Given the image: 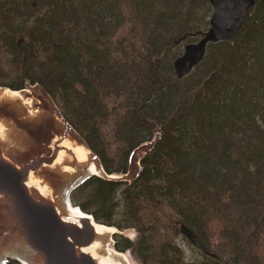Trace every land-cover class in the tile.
Here are the masks:
<instances>
[{
  "label": "trees",
  "instance_id": "trees-1",
  "mask_svg": "<svg viewBox=\"0 0 264 264\" xmlns=\"http://www.w3.org/2000/svg\"><path fill=\"white\" fill-rule=\"evenodd\" d=\"M212 14L210 0H0V86L39 83L107 174L154 140L132 181L92 175L69 194L134 229L114 247L141 264H264V0L178 79Z\"/></svg>",
  "mask_w": 264,
  "mask_h": 264
},
{
  "label": "water",
  "instance_id": "water-1",
  "mask_svg": "<svg viewBox=\"0 0 264 264\" xmlns=\"http://www.w3.org/2000/svg\"><path fill=\"white\" fill-rule=\"evenodd\" d=\"M210 2L213 6L210 27L198 41L187 44L183 54L174 61L178 78L187 75L191 67L200 62L209 42L231 39L243 25L246 12L256 0ZM39 90L45 94V90ZM0 105L6 106L9 112L16 115L11 102L0 98ZM4 112L5 110L0 111ZM55 115L62 125L54 128L53 123L49 127L39 124L40 129L44 128V133L39 135L32 146L17 144L11 135L0 138V264H4L7 258L21 264H101L98 259L101 253L91 254L88 247L99 239L91 221L105 225L95 222L90 214L82 212L77 206L75 207L85 218L80 224L69 221L61 198L56 196L57 192L43 193L29 184L30 178L35 177L54 190L59 188L60 191H66L65 186L70 178H63V174L56 172L58 170L51 164L59 152L58 144L64 139L74 140L73 129L58 112ZM0 119L7 122L10 117L0 115ZM61 149L69 157L66 162L75 174L85 173L93 163L99 171L95 176L105 180L125 181L118 179V175L105 173L98 157L91 155L85 163H79L69 148L63 146ZM148 150L140 156L139 162ZM131 161L129 158V164ZM136 175L127 181H132ZM89 176L77 182L67 192L70 206L73 205L69 200V193ZM180 229L189 242L205 250L193 231L185 225H181ZM106 237L107 235L104 239ZM112 245L114 246L113 242Z\"/></svg>",
  "mask_w": 264,
  "mask_h": 264
},
{
  "label": "bare ground",
  "instance_id": "bare-ground-1",
  "mask_svg": "<svg viewBox=\"0 0 264 264\" xmlns=\"http://www.w3.org/2000/svg\"><path fill=\"white\" fill-rule=\"evenodd\" d=\"M0 98L3 101H9L15 104L14 101H20L22 97L21 95H19L18 91L0 89ZM50 105L51 104H49L48 107L51 108V112H54V107ZM12 108L16 111V115L14 116L17 118L19 125H15L13 123H10L9 121L6 122L4 119H0V138L6 137L7 135H11L12 137H15L17 141H25L23 131L28 127L27 121H30L31 123L34 121L36 123H55L54 128L59 127L58 121L49 113H47L48 111L46 112L47 114H43L40 116L36 114L37 108H24V113L21 109V106H13ZM58 146H60L59 152L57 153V156L51 166L55 167V169L58 170L56 172H61L63 174V178H70V180L65 186L66 191H60L59 188L57 190H54L49 185L43 184L38 178L35 177H33L32 179L30 178L29 184L34 188H38L43 193L51 194L53 192H57L58 194H56V196L61 198L63 206L69 215V221L80 224L82 219L85 218V216L83 213L80 212L78 208L69 205L66 194L69 189L72 188V186H74L77 182L89 175L98 174L99 171L95 168V165L91 163L89 169H87L85 173L75 174L73 168L66 162L67 160H69V157L61 148H63V146L69 148L74 153L79 163H85L86 160L91 156V154L88 152V150L83 144L78 143L70 138L62 140L61 143L58 144ZM60 198H58V200H60ZM91 223L93 224L95 231H97L100 241L99 239H97L96 242L93 243V245L89 246V252L95 255L97 253H101L100 258H98L100 259L101 264H128L126 255L116 251L112 246L111 234L114 232L113 228L94 224L92 221ZM106 235L107 237L104 239Z\"/></svg>",
  "mask_w": 264,
  "mask_h": 264
},
{
  "label": "rangeland",
  "instance_id": "rangeland-1",
  "mask_svg": "<svg viewBox=\"0 0 264 264\" xmlns=\"http://www.w3.org/2000/svg\"><path fill=\"white\" fill-rule=\"evenodd\" d=\"M202 59L203 58H201V60ZM201 60H200V62H201ZM200 62H198L197 64H199ZM193 66L195 67L196 64L193 65ZM193 66L191 67V69L194 68ZM173 67H174V64H173ZM191 69L187 73V75L191 72ZM0 87H4V86H0ZM4 88H7V87H4ZM7 89H9V88H7ZM39 89H43L40 86L39 83L35 82V83H32V84H29V83H26V81H25V84H24V88L23 89H21V90H14V91H18L19 92V95H21L22 98L20 99V101L19 100H15L14 101L15 104L11 102L12 105L13 106H21V109H22L23 113H24V108H28V109H30V108H32V109L37 108L36 114H38L40 116L43 115V114L49 113L52 117H54L58 121L59 127H60L62 125V123L59 121V119L55 115V113L58 112L59 113V116L60 115L62 116V114L60 113V108L57 106V104L55 103L54 99H52V97L46 91H45V94H43ZM9 90H11V89H9ZM7 102H9V101H7ZM49 104H51L50 106H53L55 108L54 113L51 112V108L48 107ZM3 110H5L4 114L3 113H0V115H2L4 117H7V118L10 117V120H9L10 123H13L15 125H19V122H18L17 118L13 115V113L9 112L7 110V107L6 106L0 105V111H3ZM40 112H41V114H40ZM39 124L45 125V127L52 126L51 125L52 123H36L35 121L31 123L30 121H27L28 127L23 131V133H24L23 136L25 138V141L20 142V141H17V139L15 137H12V138L15 139V141H16L17 144H23V145H27V146H32V144L36 141V139L39 138V135L41 133H44V128L43 129H40L39 128ZM53 125H55V123H53ZM72 129H73L72 130V133H73L72 137L74 138V140L76 142H78V143L83 144L86 147V149L88 150V152L92 156L98 157L94 152L90 151V149L88 148V146L81 139V136L75 131V129L73 127H72ZM153 139H156V136H154ZM153 141H151V142L149 141V142L143 143L142 145H140L139 147H137L136 149H134L133 151H131V153L129 155V158H131L132 161L129 164V171L127 173H125L124 175L115 174V175H118V177H119L118 179L121 178V179L127 181V180H131V177H133L136 174H138L139 169H140L139 158H140V156H142L145 153L146 150H148V148H150L153 145ZM111 147L113 149H115L116 145L111 144ZM127 174H129V175H127ZM108 175H112V174H108ZM90 177L91 176H89L88 178H90ZM88 178H86V179H88ZM84 181H82V182H84ZM105 226H108V225H105ZM108 227H111L114 230V232L112 233V242H113L114 245H115V239H114V237H116L115 236L116 234L118 235L117 237H121V238L122 237H125V238H127L128 240H130L132 242L136 240L137 235H138V233L134 229H132V228H128V229H125V230H122L121 231V230L117 229L115 226H108ZM113 248L115 249L114 246H113ZM115 250L126 255V258L128 260V264H141L139 262V260L135 257L134 251H133V248L132 247H129V249L127 248L124 251H119L117 249H115ZM11 260L14 261V262H17L18 264H21L18 261L14 260V259H10V258H7V261L4 264L8 263Z\"/></svg>",
  "mask_w": 264,
  "mask_h": 264
}]
</instances>
